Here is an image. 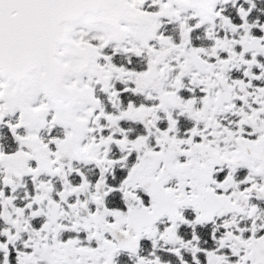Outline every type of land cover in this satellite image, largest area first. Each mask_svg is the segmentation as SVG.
<instances>
[{
	"label": "flooded vegetation",
	"instance_id": "af4514ba",
	"mask_svg": "<svg viewBox=\"0 0 264 264\" xmlns=\"http://www.w3.org/2000/svg\"><path fill=\"white\" fill-rule=\"evenodd\" d=\"M182 2L0 83V264H264V0Z\"/></svg>",
	"mask_w": 264,
	"mask_h": 264
},
{
	"label": "water",
	"instance_id": "95a60500",
	"mask_svg": "<svg viewBox=\"0 0 264 264\" xmlns=\"http://www.w3.org/2000/svg\"><path fill=\"white\" fill-rule=\"evenodd\" d=\"M219 0H185L181 6L211 15ZM133 22L127 0H0V80L16 90L31 75L57 79L60 52L71 44L73 26L118 28Z\"/></svg>",
	"mask_w": 264,
	"mask_h": 264
},
{
	"label": "bare ground",
	"instance_id": "6f19581e",
	"mask_svg": "<svg viewBox=\"0 0 264 264\" xmlns=\"http://www.w3.org/2000/svg\"><path fill=\"white\" fill-rule=\"evenodd\" d=\"M31 76H33V75H31Z\"/></svg>",
	"mask_w": 264,
	"mask_h": 264
},
{
	"label": "rangeland",
	"instance_id": "374dc122",
	"mask_svg": "<svg viewBox=\"0 0 264 264\" xmlns=\"http://www.w3.org/2000/svg\"><path fill=\"white\" fill-rule=\"evenodd\" d=\"M63 50H65V49H63Z\"/></svg>",
	"mask_w": 264,
	"mask_h": 264
}]
</instances>
